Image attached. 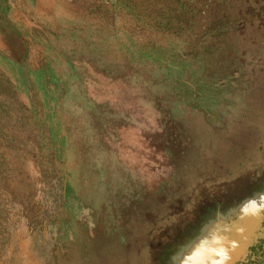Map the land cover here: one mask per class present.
Listing matches in <instances>:
<instances>
[{
	"label": "rangeland",
	"instance_id": "rangeland-1",
	"mask_svg": "<svg viewBox=\"0 0 264 264\" xmlns=\"http://www.w3.org/2000/svg\"><path fill=\"white\" fill-rule=\"evenodd\" d=\"M0 37V264H184L264 181V0H3Z\"/></svg>",
	"mask_w": 264,
	"mask_h": 264
},
{
	"label": "flooded vegetation",
	"instance_id": "flooded-vegetation-1",
	"mask_svg": "<svg viewBox=\"0 0 264 264\" xmlns=\"http://www.w3.org/2000/svg\"><path fill=\"white\" fill-rule=\"evenodd\" d=\"M261 150L255 153L254 156L252 157L253 162L250 164L249 167H247L249 168V170L252 169L256 170L260 168L262 165L264 167V156H263L264 151L261 152ZM257 156L258 158L260 157L261 161H258V158L256 159ZM261 173H264V170ZM251 190L253 194L250 197L252 202H254L252 204V207L258 211L260 216L259 217L260 221L258 222V224L255 226L256 222L254 221L257 218V214H255L254 217L248 219L245 224L240 225V221L243 219V216L241 215V213H237L235 210H233L231 214L233 215L234 218H238L237 220L227 221L225 217L224 218L218 217L216 220H214L215 218H213L211 220L212 226L210 227L211 229L209 230V232L211 231L212 234L215 233L216 235L214 237L215 240L204 243L200 248V252L202 253L197 251L193 256V260L195 258L199 259V257H204L209 253L207 258H210L209 259L210 261L207 260L206 258L207 261H205L203 264H210V262L211 263L216 262L215 259L217 255H222L223 253H225L229 246H235L238 242H241L243 246L244 244L243 241H239V235L248 234L247 238H254L252 239L253 240L252 242L246 241V248H248L249 251V254L247 255L248 262L242 261V262H238V264H264V181L263 182L261 180L253 181L251 185L247 188V193L249 194ZM255 192L260 193L259 195L261 196L260 197L257 196L256 198H254ZM261 197L262 199H260ZM224 220L226 225L222 226V221ZM240 227L243 228L242 231L239 230ZM248 227H253V228H248ZM230 229H235L237 231L236 237L234 236L233 240H228L224 242L223 240L229 237ZM222 230L224 231L223 233H221ZM242 246L239 247V250H241ZM231 263L232 261L229 262V264ZM184 264H195V263H193L191 259L188 258ZM216 264H222V263H216Z\"/></svg>",
	"mask_w": 264,
	"mask_h": 264
},
{
	"label": "water",
	"instance_id": "water-1",
	"mask_svg": "<svg viewBox=\"0 0 264 264\" xmlns=\"http://www.w3.org/2000/svg\"><path fill=\"white\" fill-rule=\"evenodd\" d=\"M250 201H248V202H246L245 203V205H243V206H241L240 207V213H241V215L243 216V219L240 221V225H243V224H245L246 222H247V220L248 219H250V218H253L254 217V215L255 214H257V218L255 219V221L254 222H256V224H255V226L258 224V222L260 221V216H259V213H258V211L256 210V209H254L253 207H252V204L254 203V202H251V203H249ZM226 225V223H225V220L224 221H222V226H225ZM254 226V227H255ZM248 228H253V227H248ZM211 229V228H210ZM209 229V230H210ZM242 227H240L239 228V230L240 231H242ZM231 230V229H230ZM229 230V231H230ZM224 231L222 230L221 231V233H223ZM246 232V231H245ZM244 232V233H245ZM220 233V234H221ZM236 234H237V231H236ZM244 235V234H243ZM216 235H215V233L214 234H212V232L210 231H208L207 233H206V235L204 236V237H201L200 239H198L195 243H194V245H193V248L191 249V251H189V252H186L185 253V256H186V258L188 259H191V261L193 262V263H195V264H203L205 261H207V260H209L210 258H207L208 257V254L207 255H205L204 257H199V259L198 258H195L194 260H193V256L195 255V253L197 252V251H199L200 252V248L202 247V245L204 244V243H207V242H210V241H212V240H215V237ZM233 236V235H232ZM234 237V236H233ZM236 237V236H235ZM230 238V236L228 237V238H225V239H229ZM200 253H202V252H200ZM206 258H207V260H206ZM186 259V260H187ZM210 261V260H209ZM184 263H185V261H184ZM210 264H212L211 262H210Z\"/></svg>",
	"mask_w": 264,
	"mask_h": 264
},
{
	"label": "crops",
	"instance_id": "crops-1",
	"mask_svg": "<svg viewBox=\"0 0 264 264\" xmlns=\"http://www.w3.org/2000/svg\"><path fill=\"white\" fill-rule=\"evenodd\" d=\"M5 2V1H4ZM2 3H3V0H0V4L2 5ZM4 14V13H3ZM1 38V37H0ZM1 41V40H0ZM2 43V42H1ZM1 43H0V45H1Z\"/></svg>",
	"mask_w": 264,
	"mask_h": 264
},
{
	"label": "trees",
	"instance_id": "trees-1",
	"mask_svg": "<svg viewBox=\"0 0 264 264\" xmlns=\"http://www.w3.org/2000/svg\"><path fill=\"white\" fill-rule=\"evenodd\" d=\"M208 102H210V101H208ZM215 102H216V100H215ZM210 104H213V106H214V104L216 105V103H210Z\"/></svg>",
	"mask_w": 264,
	"mask_h": 264
}]
</instances>
